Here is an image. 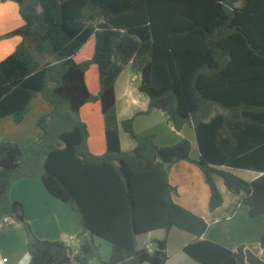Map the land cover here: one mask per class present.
<instances>
[{
    "label": "trees",
    "instance_id": "trees-1",
    "mask_svg": "<svg viewBox=\"0 0 264 264\" xmlns=\"http://www.w3.org/2000/svg\"><path fill=\"white\" fill-rule=\"evenodd\" d=\"M1 1L17 4L23 25L0 37L21 38L0 61V119L21 123L39 97L51 108L37 120L39 136L26 155L17 144L0 141V223L11 219L25 230L28 264H167L171 228L195 237L183 252L196 264H264L244 246L230 250L202 240L207 223L173 202L168 180L174 163H191L208 186L209 212L223 203L213 180L218 175L230 193L242 195L237 203L248 208L250 218L264 216V100L246 96L251 71H239L264 66V0ZM91 37V58L75 62ZM92 65L97 95L84 79ZM127 68L139 77L137 91L148 105L118 121L115 84ZM94 102L104 122L102 156L89 152L79 116L82 106ZM153 110L176 133L192 128L198 160L190 158L187 139L158 147L153 135L135 132L134 117ZM120 129L134 142L132 150H121ZM158 153L172 161L163 163ZM228 168L260 176L248 181ZM33 177L76 214L77 248L64 238L35 237L21 203L10 199L14 183ZM157 231L164 237L151 239V251L137 247L139 235ZM92 236L111 244L107 261ZM258 243L264 251V230Z\"/></svg>",
    "mask_w": 264,
    "mask_h": 264
},
{
    "label": "crops",
    "instance_id": "crops-1",
    "mask_svg": "<svg viewBox=\"0 0 264 264\" xmlns=\"http://www.w3.org/2000/svg\"><path fill=\"white\" fill-rule=\"evenodd\" d=\"M23 22L18 13L17 4L12 1L0 0V37L21 27ZM94 39L91 37L85 45ZM21 42L18 36H12L0 40V61L11 54L14 48ZM83 45V47L85 46ZM82 47V48H83ZM81 48V49H82ZM80 49V51H81ZM74 57L75 62L84 61L79 58V53ZM92 56L89 55L87 59ZM86 59V60H87ZM95 66H91L89 70ZM96 68V67H95ZM88 70V71H89ZM251 71L252 81L251 91L246 96L264 100V66L253 64L251 66L240 67L242 74H249ZM85 73V83L89 92L97 95L99 91L98 76L92 89L89 88ZM129 68H127L118 78L115 84L116 115L117 120L122 121L132 117L137 112L147 109L148 98L137 91V86L131 82H137L139 77L134 75L130 81ZM242 79H249L248 75H242ZM51 111L50 106L40 97L36 98L23 121L16 124L12 117L0 119V141L12 142L19 146L22 153L26 155L30 146L39 136V129L36 127L37 120ZM32 114V115H31ZM31 115L30 123L25 121ZM79 116L85 123L88 132L87 148L94 156H102L106 152V142L104 134L103 116L98 102L87 103L79 110ZM27 125V126H25ZM133 128L141 135H153L154 143L158 147H167L178 143L181 139H187L191 143L190 158L198 160L200 157L195 133L189 126L176 133L167 123L163 113L153 110L148 115H138L133 119ZM120 146L122 151H130L135 147L134 142L120 129ZM230 172L245 180L252 181L260 173L246 171L242 169L228 168ZM168 180L175 189L172 200L175 204L200 216L207 223V229L201 237L202 240L219 244L227 249L235 250L244 246L261 256L264 251H258V239L264 229V216L250 218L248 208L237 202L242 195L230 193L224 186L223 180L218 175H213V180L219 190L223 203L212 212L208 210L209 189L199 169L188 162L179 161L174 163L169 170ZM10 199L21 203L23 207V217L29 224L33 234L40 240L55 241L64 238L66 242L78 244L76 239L81 231L76 214L65 203L52 197L44 188L39 177L25 178L17 181L11 187ZM236 206V207H235ZM235 207V209H234ZM246 207V206H245ZM247 209V210H246ZM7 224V228L0 223V255L8 259L7 264H21L29 256L27 253V234L25 230L15 223ZM164 237L163 231L141 234L137 237V247H146L151 251V239H161ZM168 257L167 264H196V262L183 252V248L188 243L195 240L189 233L171 228L166 235ZM98 248V254L102 250L110 248L108 259L111 254V244L107 241L92 236L89 238ZM106 256V255H105ZM102 258V257H100ZM107 257H103L102 260Z\"/></svg>",
    "mask_w": 264,
    "mask_h": 264
},
{
    "label": "rangeland",
    "instance_id": "rangeland-1",
    "mask_svg": "<svg viewBox=\"0 0 264 264\" xmlns=\"http://www.w3.org/2000/svg\"><path fill=\"white\" fill-rule=\"evenodd\" d=\"M92 46H93V40L91 39L90 41H89V43L87 44V45H85L82 49H81V51H80V53H79V58L81 59V60H83V59H87L88 57H89V55H91L92 54ZM89 74H88V76H87V82H88V86H89V88L90 89H92L93 88V86H94V84H95V81H96V76H97V71H96V68L95 67H92L89 71ZM128 73H129V78H130V81H131V79H132V77L134 76V74H132L130 71H128ZM133 78H135V77H133ZM133 81H134V79H133ZM131 82V84L132 85H136L137 86V84H138V81L137 82ZM32 115V114H31ZM31 115H29V118L25 121V123L27 124H29L30 123V118H31ZM25 126H27V125H25ZM236 207V206H235ZM235 207H234V209H235ZM244 208H247V207H245L244 206ZM247 210V209H246ZM14 223V222H13ZM1 226L2 227H4V228H7L8 226H7V224H3V223H1ZM264 230V229H263ZM0 232H1V229H0ZM263 232V231H262ZM262 232H261V234H262ZM260 234V235H261ZM259 240V239H258ZM258 247H259V244H258ZM254 250H257V248H254L252 251H254ZM109 251H110V248L109 249H107L106 250V252H105V249L104 250H102V254L100 255L99 254V256L100 257H107V258H105V259H107L108 260V254L107 253H109ZM258 251H261V249H260V247H259V249H258ZM99 253V252H98ZM253 253H256V252H253ZM106 255V256H105ZM262 261H264V252H263V254L261 255V256H258ZM101 258V259H102ZM107 260H104V261H107ZM90 264H96V262L95 261H91V263Z\"/></svg>",
    "mask_w": 264,
    "mask_h": 264
},
{
    "label": "built area",
    "instance_id": "built-area-1",
    "mask_svg": "<svg viewBox=\"0 0 264 264\" xmlns=\"http://www.w3.org/2000/svg\"><path fill=\"white\" fill-rule=\"evenodd\" d=\"M6 222L9 223V224L13 223V221L11 219H6ZM67 243H68V245L70 247H76L77 248V245L78 244H74L72 242H67ZM76 248H75V250H73L72 256H74L76 254V252H77V249ZM7 263H8V259L0 255V264H7ZM71 264H77V263H75L74 261H72Z\"/></svg>",
    "mask_w": 264,
    "mask_h": 264
},
{
    "label": "water",
    "instance_id": "water-1",
    "mask_svg": "<svg viewBox=\"0 0 264 264\" xmlns=\"http://www.w3.org/2000/svg\"><path fill=\"white\" fill-rule=\"evenodd\" d=\"M158 156L160 158V160L163 162V163H170L172 161L171 158H167L165 156H162L161 154L158 153Z\"/></svg>",
    "mask_w": 264,
    "mask_h": 264
},
{
    "label": "clouds",
    "instance_id": "clouds-1",
    "mask_svg": "<svg viewBox=\"0 0 264 264\" xmlns=\"http://www.w3.org/2000/svg\"><path fill=\"white\" fill-rule=\"evenodd\" d=\"M30 260H31V257H30V256H28V257H27V261H29V262H30ZM21 264H27V262L22 260V261H21Z\"/></svg>",
    "mask_w": 264,
    "mask_h": 264
}]
</instances>
